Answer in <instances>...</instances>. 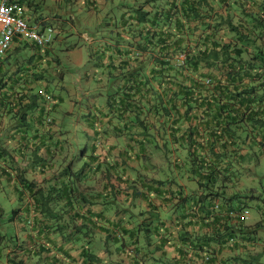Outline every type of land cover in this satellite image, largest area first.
Masks as SVG:
<instances>
[{"label":"crops","instance_id":"1","mask_svg":"<svg viewBox=\"0 0 264 264\" xmlns=\"http://www.w3.org/2000/svg\"><path fill=\"white\" fill-rule=\"evenodd\" d=\"M18 1L24 7L29 24L51 26L55 30V41L47 50L17 40L8 52L12 55L1 61L0 75L15 77L9 81V88L16 82L17 91L26 87L31 90L30 94L45 88L44 78H54L58 74L66 80L69 70L65 65L73 58L59 55L55 49L57 40L64 45L67 43L63 40L65 36L73 35L79 42L69 50L78 51L79 46L85 45L89 56L92 49L96 50L93 44L97 40H110L114 19H119L133 3V0ZM125 3L127 8L121 9ZM57 32L62 36H57ZM98 35L101 40L94 39L93 36ZM81 50L77 58L83 64ZM91 60L88 59V69L75 80L78 88L72 86L65 91L68 104L65 102L67 106L62 110L66 123L62 128L70 129L68 135L57 136L53 132L61 130L57 123L49 132L40 130L38 124H42L43 115L38 109L29 111L27 124H23L28 131L25 139L12 140L8 135L14 129L11 124H4L0 131V142L15 157V178L0 189V209L5 210L2 204L5 202L14 203L16 210L10 221L14 226L12 230L7 228L11 216L7 217L4 211V216L0 217V231L2 235L14 236L17 244L14 250L4 249L0 243V252L4 256L0 263L6 264L7 255L11 251L14 255L15 251L17 259L24 258L29 264H264V186L260 192L256 189L245 192L248 193L246 197L233 193L237 184L220 188L208 198L200 197L202 189L195 188L193 184L197 183L189 180L187 169H181V164L175 163L177 155L171 157V165L166 164L162 152L152 151V142L128 136L126 121L113 120L108 106L103 107V103L97 101L101 97L95 99L96 95H103L104 88L94 78L98 75L95 65H99L100 58ZM100 66L106 68L102 62ZM81 96L86 101V108L78 107ZM102 99L106 98L102 96ZM39 101L43 102L42 99ZM59 101L52 113L54 122L55 113L62 107ZM92 111L100 117L88 118ZM79 132L94 138L90 151L78 140ZM38 133L47 138L36 137ZM35 150L39 152L36 158L39 162L30 164L29 160L35 158ZM77 153H80L79 163L75 164L73 157ZM71 160L73 163L69 168ZM40 165L46 169H40ZM19 176L24 181L18 179ZM27 180L36 196L24 194L26 188L23 185ZM162 180L165 184L158 183ZM174 181L180 186L178 193L183 195L172 199L156 193L158 188L165 194L175 190ZM61 187L65 189L64 195L57 197V189ZM212 198L215 203L209 201ZM252 200L258 201L255 210L251 208ZM32 203L34 208H43L41 205L45 204L51 210L47 218L39 212L35 214L34 230L25 225L27 218L33 217L32 211L29 212ZM219 203L224 209L248 206L254 215L248 219L253 223L244 222L241 228L237 227L236 221H227L235 227L229 230L230 234L232 230L236 233L227 235L235 237L223 248L218 246L215 231L208 223L209 218L216 216L217 210L213 206ZM189 213L190 218L187 217ZM45 225L51 231L48 251L38 254L40 250H34L35 255L26 257L22 251L25 242L35 245L36 241L40 248L38 234ZM252 233H256L257 239L254 249H251ZM67 235L68 241L65 240ZM208 257L211 260H207Z\"/></svg>","mask_w":264,"mask_h":264},{"label":"trees","instance_id":"2","mask_svg":"<svg viewBox=\"0 0 264 264\" xmlns=\"http://www.w3.org/2000/svg\"><path fill=\"white\" fill-rule=\"evenodd\" d=\"M123 5L121 9L128 4ZM112 29L108 41L101 42L97 40L100 37L93 36L96 50L89 49L88 59H102L110 83L116 80V92L105 98L112 119L129 125L128 136L152 142V151L162 152L164 159L171 161L177 155L175 163L187 169V177L198 184L202 189L200 197L204 198L227 185L235 186L244 171L258 165L259 158L264 159V0H133L129 9L114 19ZM63 40H67L66 36ZM182 55L183 62L179 59ZM14 78L0 75V131L4 124H11L14 129L8 135L12 140L25 139L28 131L23 124H27L29 111L38 109L43 115L42 124H38L40 130L49 132L57 125L52 113L63 98L50 86L56 82V88L66 91L64 78L58 74L44 78L45 88L37 94H30L26 87L17 91V79L9 88V81ZM63 102L64 98L59 101ZM89 117L100 115L92 111ZM62 126H58L59 132L53 131L57 136L69 134L70 129ZM3 145L0 142V189L15 178V157ZM33 153L35 158L29 162L37 164L39 152ZM79 157H73L74 161ZM69 163L70 168L73 160ZM40 169L46 168L40 165ZM174 182L175 190L165 194L158 188L156 193L172 199L183 195L178 193V182ZM158 183L165 184L163 180ZM23 186L27 197L37 195L32 194L28 180ZM63 190L57 189V197L64 195ZM214 200L209 201L215 203ZM41 206L34 208L32 203L29 212L33 217L25 221L27 228H36L34 216L38 212L46 218L51 215L45 204ZM248 208L244 205L224 209L220 203L213 206L216 216L209 218L208 223L215 231L218 246L223 248L235 237H227L236 233L232 230L230 234L229 230L235 227L227 221H236L241 228L244 222L233 215ZM15 213L16 210L13 216ZM2 216L4 210L0 209ZM254 234L250 236L251 249L257 242ZM50 235L45 225L38 234L40 248L36 241L35 245L26 241L22 248L26 257L35 255L34 250H40L38 254L48 251ZM65 240H69V235ZM0 243L4 249L17 247L14 236L2 235L1 231ZM11 252L6 264H29ZM0 258L4 259L1 252Z\"/></svg>","mask_w":264,"mask_h":264},{"label":"rangeland","instance_id":"3","mask_svg":"<svg viewBox=\"0 0 264 264\" xmlns=\"http://www.w3.org/2000/svg\"><path fill=\"white\" fill-rule=\"evenodd\" d=\"M57 36H62V33H60V35L56 34ZM55 36V33H54ZM99 37V35L97 36ZM67 39V43H65L64 45L57 40V44L55 49H57V52L59 53V55L61 57L63 56H67V58H73L72 62H70L69 64H66L65 67L68 68L69 73L66 74V80L64 81V83H62V85L64 86V88L66 89V91H69L70 89H72V86H74V88H78L77 85H75V80L76 78L79 77V74L83 71H86L88 69V58L89 56L87 55V48L85 47V45H81L79 46V50H81V56L83 59V64L79 63V60L77 58V54L79 52L78 51H71L69 50V48L75 44H77L79 42L77 37L73 38V35H68V37L66 36ZM55 41V40H54ZM53 41V42H54ZM88 45V44H87ZM68 47V48H67ZM101 62L103 63L104 61L102 59H100L99 65L97 67V72L98 75L95 74V80L98 83V85H100L101 87H103V95H96L95 99L101 97V99L97 100L98 102H102L103 103V107L107 106V99H102V96L104 97H109V95H112L116 92L117 89V85L115 84V81L112 79V83H110V80L107 78L106 76V68H104L103 66H100ZM103 80V81H102ZM109 81V83H108ZM58 86V83L53 82L50 86V88L52 89V91L56 94V95H60L65 99V102H68L67 99V94L65 93V90H61L56 88ZM79 93V92H78ZM80 95V93H79ZM69 98V97H68ZM82 99L79 100V106L81 108H86V101L83 98V96H81ZM64 104V102L61 104L62 107L60 106V111L58 113H55V120L57 124H66L63 117H62V110L63 108H65L67 106V104ZM79 138L78 140L83 142L85 145L88 146V150L90 151L92 148V144L94 143V138L92 137V135L87 134L88 138L86 137V135L83 132H79ZM71 138V137H70ZM72 142V139H71ZM77 142H75L76 144ZM77 156H80V153H77ZM171 159V158H170ZM260 161L258 163V165L256 166H252L251 170H246L244 171L239 179V182L237 183V188L233 191V193H237V194H243V196H247L248 193H245L251 189H256L257 191H261L262 190V186H264V159L263 158H259ZM170 160H168L166 158V164L169 165ZM79 160L76 161L75 164H78ZM80 165V164H79ZM170 175V174H169ZM195 188L198 189V185L197 184H193ZM253 201V200H252ZM257 202L256 200H254L252 202V207L253 210H255L257 208ZM5 207V212L7 214V217L13 216V212L15 211V207H14V203L12 204H5V202L2 203ZM248 211L250 213V217L252 215V211L248 208ZM252 217H254V215H252ZM248 222V220L246 221ZM251 223H253V220L248 222V224L250 225ZM7 225V224H6ZM14 226L10 223H8L7 228L10 230L11 228H13Z\"/></svg>","mask_w":264,"mask_h":264},{"label":"built area","instance_id":"4","mask_svg":"<svg viewBox=\"0 0 264 264\" xmlns=\"http://www.w3.org/2000/svg\"><path fill=\"white\" fill-rule=\"evenodd\" d=\"M55 30L51 26L31 25L26 20L25 10L18 0H0V62L16 40L32 42L38 47L49 48L54 41ZM182 62L185 56L179 58ZM50 122V119H47ZM239 221L246 222L250 213L244 209L241 213L234 214Z\"/></svg>","mask_w":264,"mask_h":264},{"label":"clouds","instance_id":"5","mask_svg":"<svg viewBox=\"0 0 264 264\" xmlns=\"http://www.w3.org/2000/svg\"><path fill=\"white\" fill-rule=\"evenodd\" d=\"M55 39V38H54Z\"/></svg>","mask_w":264,"mask_h":264}]
</instances>
